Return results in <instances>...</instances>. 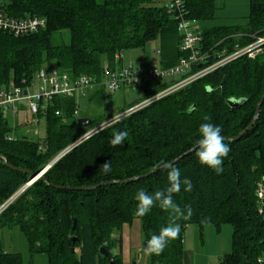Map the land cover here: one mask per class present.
Wrapping results in <instances>:
<instances>
[{
    "label": "trees",
    "instance_id": "trees-1",
    "mask_svg": "<svg viewBox=\"0 0 264 264\" xmlns=\"http://www.w3.org/2000/svg\"><path fill=\"white\" fill-rule=\"evenodd\" d=\"M160 3L0 0V13L10 18L46 20L45 28L35 33L15 36L0 32V86L30 80L46 66L73 79L87 76L101 81L104 63L114 70L116 55L153 41L159 42V66L174 67L187 54L180 49L176 20ZM185 12L201 25L198 32L201 52L207 55L205 65L214 63L223 52L229 54L236 45L251 43L252 35L264 36V0H248L243 25H208L216 19L214 0H185ZM64 33H68L67 42ZM173 82L145 85L142 99ZM263 95L264 46L254 59L238 58L73 147L13 201L29 176L8 165L38 172L86 129L77 126L74 116L79 105L64 97L54 98L48 105L41 140L21 136L9 141L10 128L0 120V230H17L29 258L24 261L21 254L7 253L0 246V264H33L37 256H43L46 264H109L110 260L121 264L114 253L121 240L112 235L134 218L140 221L144 249L151 234H158L168 223V214L156 206L144 217L135 216V194L140 189L154 193L167 187V170L147 174L159 160L172 163L194 148L205 114L221 126L224 142L231 149L222 165L224 171L217 175L200 164L195 152L174 164L181 179L188 177L194 185L191 192L183 191L182 186L174 200L182 208L191 205L194 214L190 220L179 221V237L161 255H148L149 264H183L184 234L194 225L200 229L212 225L217 230L222 225L231 227V252L218 264H264V213H259L257 198V184L264 180V103L252 128L232 140L249 126ZM229 100L242 103L231 108ZM115 131H127L129 136L123 146L113 148L109 141ZM107 161L112 170L104 174L100 166ZM102 183L108 185L80 190ZM101 248L107 257L100 253Z\"/></svg>",
    "mask_w": 264,
    "mask_h": 264
},
{
    "label": "built area",
    "instance_id": "built-area-1",
    "mask_svg": "<svg viewBox=\"0 0 264 264\" xmlns=\"http://www.w3.org/2000/svg\"><path fill=\"white\" fill-rule=\"evenodd\" d=\"M160 5L176 20V31L181 38L180 49L187 54V56L182 58L177 65L167 69H162L160 66L145 69L130 65L128 68L122 67L119 70H111L106 64L103 67L101 81L87 76L73 79L67 73L61 72L58 69L42 68L36 72L30 80L24 79L20 83L10 81L6 85L0 86V120L5 121V124L10 128V119L14 120L21 114L25 119L20 124L16 121V125L12 129L10 128V132H13L14 134L11 135L9 133L6 137L7 140L10 141L13 138H19L21 136L28 138L27 135L31 133L36 135L37 132L35 130L32 131V128L35 125H38L41 118L45 117L48 105L54 98H69L73 99L75 103L78 104V98L85 97L89 91L94 90L96 87H104L108 94L117 92L122 86L136 88L142 93L147 84L160 83L165 80L174 81L167 88L143 99L134 107L119 113L105 120L98 126L84 132L79 139L73 142L62 154L56 157L58 160L73 147L79 145L105 128H108L128 117L130 114L189 86L193 82L221 67H224L238 58L246 57L247 59H254L264 46V36L255 37L252 35L250 36L253 40L251 43L242 47L236 45L229 54L223 52L218 55L217 60L214 63L205 65L207 55L201 52V36L198 29L194 25V22L186 15L185 0H161ZM45 26L46 20L43 18L31 17L14 19L0 13V32L20 36L38 32L39 30L44 29ZM121 59L122 55L115 56V61H121ZM78 107L79 106H77V109L74 112L75 117L78 116ZM55 115H59V112L56 111ZM16 126L19 128H16ZM17 130H20L22 133L17 134ZM257 198L260 202L259 213L263 214L264 180H261L257 184ZM13 200L14 199L11 201ZM11 201L9 203H11Z\"/></svg>",
    "mask_w": 264,
    "mask_h": 264
},
{
    "label": "rangeland",
    "instance_id": "rangeland-1",
    "mask_svg": "<svg viewBox=\"0 0 264 264\" xmlns=\"http://www.w3.org/2000/svg\"><path fill=\"white\" fill-rule=\"evenodd\" d=\"M217 1L223 7V10L219 11L222 18L221 23L224 25H243L245 23L248 11L247 0ZM64 34L67 36V42L68 33ZM158 49L159 42L153 41L144 48L127 50L122 54L121 61H116L115 69L128 68L130 65L145 69L159 66ZM105 65L106 63H104ZM44 69H47V66ZM103 90L107 92L104 87H96L89 91L85 97L78 98L79 109L76 118L89 121V126L85 128L86 131L101 124L105 117L115 116L143 100L142 93L136 88L122 86L117 92L109 94V98L103 95ZM24 119L22 114L14 120L10 119V128L12 129L16 125V121L20 124ZM34 130L37 134L27 135L29 139L41 140L45 137L43 118L39 120L37 126L32 128V131ZM16 133L21 134L22 132L17 130ZM10 134L14 133L10 132ZM231 232V227L228 225H222L218 230L212 225H204L201 229L203 248H198L190 260L185 258L183 264H218L224 255L231 252ZM112 237L121 240L120 245L114 249V253L120 256L121 264H149V257L143 251L144 239L138 218H134L131 224L124 225L119 232L113 233ZM0 246L7 253L21 254L24 261L29 259L25 241L17 230H0ZM33 264H46L45 258L43 256L34 257Z\"/></svg>",
    "mask_w": 264,
    "mask_h": 264
},
{
    "label": "clouds",
    "instance_id": "clouds-1",
    "mask_svg": "<svg viewBox=\"0 0 264 264\" xmlns=\"http://www.w3.org/2000/svg\"><path fill=\"white\" fill-rule=\"evenodd\" d=\"M193 109H188L191 112ZM205 122L199 125L198 139L195 140L194 151L200 164L211 168L217 175L223 173L222 167L224 159L231 151L226 144L225 137L222 135V128L211 122V116L205 114L203 116ZM127 131H115L109 141L111 147L123 146L125 140L128 139ZM167 170L168 185L163 190H157L154 193H148L144 189H140L134 199L137 201L134 215L144 217L150 213L153 207L158 206L162 211L168 214V223L162 226L159 233L151 234L147 239L146 246L143 249L146 255H161L165 248L172 240L179 237L181 231L180 220H190L194 214L191 205L181 207L174 200V194L183 191L191 192L194 188L190 178L181 179V173L173 163L161 159L154 165V170ZM100 170L104 174H108L112 170L111 161H107L100 166Z\"/></svg>",
    "mask_w": 264,
    "mask_h": 264
},
{
    "label": "water",
    "instance_id": "water-1",
    "mask_svg": "<svg viewBox=\"0 0 264 264\" xmlns=\"http://www.w3.org/2000/svg\"><path fill=\"white\" fill-rule=\"evenodd\" d=\"M242 103V100H229L227 102V104L231 107V108H237L240 104ZM264 103V95L262 96V98L260 99L259 101V104L257 105V108H256V114L253 118V120L251 121V123L249 124V126L246 128V130H244L242 133H240L237 137L233 138L232 140H237L239 139L240 137H242L245 133H247L251 128L252 126L255 124V122L257 121L258 117H259V114H260V110H261V106L263 105ZM88 123L89 121L87 119H78L77 120V126L79 128H87L88 127ZM194 149V148H193ZM193 149H191L190 151L186 152L185 154H183L182 156H180L179 158H177L176 160H174L172 163L175 164L178 160L186 157L187 155L195 152ZM57 160L54 159L48 166H46L45 168L39 170L38 172H35V173H32V172H29L27 170H23V169H16L10 165H8L9 168H11L12 170H16V171H19V172H22V173H25L29 176V179H28V184L22 189L20 190L14 197L13 199H15L17 196H19L21 194V192L27 188L28 186H30L32 184V181L33 179H42L43 178V174L51 167V165ZM159 169L157 170H154L153 172L147 174V175H150V174H155L156 172H158ZM146 175V176H147ZM129 181H132V180H129ZM127 181V182H129ZM108 185V183H102L100 185H97V186H94V187H90V188H83V189H80V190H91V189H94V188H97V187H102V186H106ZM100 253L104 256V257H107L108 256V253L104 250V249H100ZM109 264H114L113 263V260H110Z\"/></svg>",
    "mask_w": 264,
    "mask_h": 264
},
{
    "label": "crops",
    "instance_id": "crops-1",
    "mask_svg": "<svg viewBox=\"0 0 264 264\" xmlns=\"http://www.w3.org/2000/svg\"><path fill=\"white\" fill-rule=\"evenodd\" d=\"M214 1H215V6L217 8L216 19L210 22L208 25L210 26H229V25H224V23H221L222 18L220 16L219 11L223 10V7L219 4L217 0H214ZM247 9H248V0H247ZM194 25L196 26L197 29L201 27L199 23L194 22ZM102 93L105 97L107 98L110 97V95L107 94V92H105L104 90L102 91ZM197 243L199 244V247ZM198 248H203V245L201 242V229L195 225L188 226L186 228L184 239H183V262L185 258L190 260L194 252H196Z\"/></svg>",
    "mask_w": 264,
    "mask_h": 264
},
{
    "label": "bare ground",
    "instance_id": "bare-ground-1",
    "mask_svg": "<svg viewBox=\"0 0 264 264\" xmlns=\"http://www.w3.org/2000/svg\"><path fill=\"white\" fill-rule=\"evenodd\" d=\"M36 180H37L36 178H35V179H33L32 183H33V182H35Z\"/></svg>",
    "mask_w": 264,
    "mask_h": 264
}]
</instances>
